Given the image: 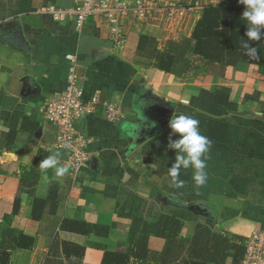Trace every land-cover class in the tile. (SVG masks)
Listing matches in <instances>:
<instances>
[{
    "label": "crops",
    "instance_id": "crops-1",
    "mask_svg": "<svg viewBox=\"0 0 264 264\" xmlns=\"http://www.w3.org/2000/svg\"><path fill=\"white\" fill-rule=\"evenodd\" d=\"M71 6L72 0H0V245L11 251L8 264H102L105 253L136 250L144 229L148 261L155 264L164 258L166 217L181 227L165 264L188 259L198 235L196 264H240L241 253L236 257L228 241L264 231V72L251 63L222 67L195 56L188 73L177 77L139 52L189 36L201 13L175 27L159 13L122 17L116 43L101 17L77 27L69 14L56 19L46 11ZM70 67L83 99L100 98L75 123L88 155L76 171L67 167L69 150L58 146L57 125L41 112L64 89ZM149 91L173 111L162 128L130 147V125L153 111ZM108 103L121 109L118 120L105 118ZM180 114L198 119L212 142L208 179L198 189L192 169H181L182 188L168 172L176 155L168 144L177 138L168 123ZM56 151L68 173L56 177L48 169L45 180L39 163ZM129 264L141 262L130 256Z\"/></svg>",
    "mask_w": 264,
    "mask_h": 264
},
{
    "label": "trees",
    "instance_id": "trees-1",
    "mask_svg": "<svg viewBox=\"0 0 264 264\" xmlns=\"http://www.w3.org/2000/svg\"><path fill=\"white\" fill-rule=\"evenodd\" d=\"M244 8L245 6L240 4L238 0H221L219 3L206 4L200 17L195 21L189 36L181 35L179 38H168L159 49L152 47L151 50L147 51V49L139 47V52L142 51L147 59H152L154 67L177 77H184L188 73L195 56L209 63H217L222 67L234 66L239 62L251 63L257 65L264 72V38L260 41H249L250 47L257 49L256 57L245 55L242 47L245 40L248 39L245 35L247 25L242 18ZM151 40L150 37L142 38L145 43ZM145 65H150V62ZM166 218L169 225L165 229L169 234H167L166 247L162 251L164 258L155 264H165L167 260L170 262L172 258L168 255L171 252L172 256L175 254V251L172 250L173 237L180 230L181 223L173 217ZM201 229L203 228L201 227ZM144 231V240L134 243L136 250L105 253L102 264H129L130 256L139 259L141 264H151L148 261L146 246L149 230L144 229ZM200 236L198 235L194 240H198ZM219 239L217 237V241ZM232 239L231 242L228 241L226 247L234 248V255L237 257L241 253L242 257L245 250L242 240L238 237ZM195 241L190 243V254L188 259H183L182 264H196L195 256L192 254ZM10 253L11 251L2 248L0 245V264H8Z\"/></svg>",
    "mask_w": 264,
    "mask_h": 264
},
{
    "label": "built area",
    "instance_id": "built-area-1",
    "mask_svg": "<svg viewBox=\"0 0 264 264\" xmlns=\"http://www.w3.org/2000/svg\"><path fill=\"white\" fill-rule=\"evenodd\" d=\"M205 3L195 0L187 6L179 5L173 0H72V6L64 11L52 7L46 9L56 19L69 14L81 27L90 17H101L108 26L110 38L118 43L123 38L120 27L122 17L133 16L142 19L155 13L161 14L171 27L182 23L189 16L198 17ZM99 95L83 99L82 90L77 83L74 68L70 67L64 89L41 106L45 119L57 125L59 130L58 146L70 152L67 167L76 171L88 159L85 150L86 139L76 129L75 123L95 110L99 103ZM105 118L109 121L118 120L122 116L121 109L114 103L104 106ZM244 253L240 264H264V231H253L242 240Z\"/></svg>",
    "mask_w": 264,
    "mask_h": 264
},
{
    "label": "clouds",
    "instance_id": "clouds-1",
    "mask_svg": "<svg viewBox=\"0 0 264 264\" xmlns=\"http://www.w3.org/2000/svg\"><path fill=\"white\" fill-rule=\"evenodd\" d=\"M245 6L242 18L247 25L245 33L248 38L242 47L245 55L257 56L256 47H250L249 41H260L264 38V0H238ZM171 136L168 147L175 150V161L168 168L173 186L182 188L184 181L179 179L181 169H192V179L196 188L204 186L208 179L205 171L207 164V153L211 147V141L201 133L199 120L190 115H173L168 123ZM61 152L56 151L39 163V168L44 172V179H48L47 170L53 169L56 177H63L68 173V168L60 164Z\"/></svg>",
    "mask_w": 264,
    "mask_h": 264
},
{
    "label": "water",
    "instance_id": "water-1",
    "mask_svg": "<svg viewBox=\"0 0 264 264\" xmlns=\"http://www.w3.org/2000/svg\"><path fill=\"white\" fill-rule=\"evenodd\" d=\"M149 92L150 93H148L146 97L154 103L153 111L151 114H148V116H144L143 119L137 117L135 123L130 125V147L137 145L144 137L153 134L159 128H162L173 111V108L164 101L162 96L153 93L152 91ZM157 125H159V128L154 130Z\"/></svg>",
    "mask_w": 264,
    "mask_h": 264
}]
</instances>
